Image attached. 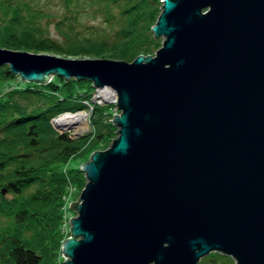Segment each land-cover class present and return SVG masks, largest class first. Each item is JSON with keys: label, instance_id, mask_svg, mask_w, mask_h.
Returning a JSON list of instances; mask_svg holds the SVG:
<instances>
[{"label": "water", "instance_id": "1", "mask_svg": "<svg viewBox=\"0 0 264 264\" xmlns=\"http://www.w3.org/2000/svg\"><path fill=\"white\" fill-rule=\"evenodd\" d=\"M149 29L159 46L131 60L0 46L19 79L116 95L115 134L78 165L61 261L264 264V0H160Z\"/></svg>", "mask_w": 264, "mask_h": 264}, {"label": "trees", "instance_id": "2", "mask_svg": "<svg viewBox=\"0 0 264 264\" xmlns=\"http://www.w3.org/2000/svg\"><path fill=\"white\" fill-rule=\"evenodd\" d=\"M159 3L57 0L60 11L48 20L45 1L0 0V45L131 60L160 43L149 29ZM49 23L56 35L49 33ZM92 89L89 81L73 77L25 81L0 65V264H63L61 195L67 182L82 186L79 162L115 134L109 105L91 101ZM88 104L87 132L71 136L51 126L50 118ZM70 157H78L72 166L67 164ZM231 262L230 256L211 250L196 264Z\"/></svg>", "mask_w": 264, "mask_h": 264}, {"label": "rangeland", "instance_id": "3", "mask_svg": "<svg viewBox=\"0 0 264 264\" xmlns=\"http://www.w3.org/2000/svg\"><path fill=\"white\" fill-rule=\"evenodd\" d=\"M42 1H45V4L46 5H48V6H44V9H45V11L49 14V18H48V20H52L53 19V17H54V15L55 14H57L60 10V8L58 7V5H57V0H42ZM160 1V0H159ZM160 4V3H159ZM159 11V10H158ZM85 20H87V22H92L93 20L91 19V18H87V19H85ZM48 26H49V33L51 34V35H56L55 34V32H54V30H53V28L51 27V24L49 23L48 24ZM161 37H159V39H160ZM160 42V41H159ZM160 44V43H159ZM1 46V45H0ZM159 46V45H158ZM157 46V47H158ZM1 47H5V46H1ZM6 48H10V47H6ZM11 49H13V48H11ZM28 51H32V50H28ZM154 51V50H153ZM43 52H47V51H43ZM47 53H52V54H55V53H53V52H47ZM151 53H153V52H151ZM58 55V54H57ZM60 56H64V57H72V56H68V55H60ZM78 57V56H77ZM89 57H105V56H89ZM108 58H110V57H108ZM94 88V87H93ZM96 88V87H95ZM94 91H93V89H92V91H91V93H90V100L91 101H94V102H96V103H100V104H105V103H107L108 105H109V112H110V114L112 115V113L113 112H117L118 110L115 108V105H114V103H115V100L114 101H109V100H103L102 101V99L100 98V97H98V96H95L94 94H96V93H93ZM97 92V91H96ZM87 103V102H86ZM89 108H90V105L88 104V108H85V109H80V110H84L85 111V127H83V128H81V127H74L73 125H71V124H69V125H62V126H58V125H56V126H52L55 130H57V131H63V130H65V131H68L69 132V134L71 135V136H74V135H76V134H80V133H85V132H87L88 130H90V128H91V126H90V123H89V121H88V110H89ZM74 112V111H73ZM111 115L108 117L109 118V120H110V117H111ZM52 118H50L49 120H51ZM52 121V120H51ZM53 123V122H52ZM87 157H88V155H87ZM87 157H86V159H87ZM77 159H78V157H70L69 159H68V161H67V164L69 165V166H72V165H74L75 164V162L77 161ZM86 159H84V160H86ZM83 160V161H84ZM82 161H80L79 162V164L81 163ZM78 164V165H79ZM85 180V179H84ZM83 185V184H82ZM82 187V186H81ZM81 187H79L78 189L77 188H75V186L72 184V183H70V182H67V186L65 187V191L63 192V194L61 195V206H63V208L62 207H60L61 208V223H62V220H63V222H64V226H63V230L61 229V225L59 226V230H60V233L62 234V237H61V240L67 235V233H68V220H67V218L69 217V216H72V215H74V212H73V210H71L69 207H68V202L70 201V200H75L76 198H77V196H78V193H79V190L81 189ZM62 215H63V217L64 218H62ZM61 240H60V242H61ZM60 244V243H59ZM61 256V255H60ZM232 259V258H231ZM61 260H62V258H61ZM230 264H232V262L230 263Z\"/></svg>", "mask_w": 264, "mask_h": 264}, {"label": "bare ground", "instance_id": "4", "mask_svg": "<svg viewBox=\"0 0 264 264\" xmlns=\"http://www.w3.org/2000/svg\"><path fill=\"white\" fill-rule=\"evenodd\" d=\"M112 88L109 86H101L97 89L95 96H98L103 100H112L116 95ZM52 122L54 125L62 126V125H73L74 127H85V111L78 110L75 112H63L52 118Z\"/></svg>", "mask_w": 264, "mask_h": 264}, {"label": "built area", "instance_id": "5", "mask_svg": "<svg viewBox=\"0 0 264 264\" xmlns=\"http://www.w3.org/2000/svg\"><path fill=\"white\" fill-rule=\"evenodd\" d=\"M97 89H99V88H97V87H96V88H93V91H94L93 93H96V90H97ZM111 90H112V89H111ZM112 91H113V90H112ZM94 95H95V94H94ZM115 99H116V98L114 97L112 100H109V101H114ZM62 218H64L63 215H62ZM63 224H64V222H63V220H62V223H61V229H62V230H63V226H64Z\"/></svg>", "mask_w": 264, "mask_h": 264}]
</instances>
